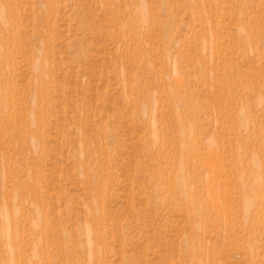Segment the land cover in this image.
Listing matches in <instances>:
<instances>
[{"label":"rangeland","instance_id":"1","mask_svg":"<svg viewBox=\"0 0 264 264\" xmlns=\"http://www.w3.org/2000/svg\"><path fill=\"white\" fill-rule=\"evenodd\" d=\"M0 264H264V0H0Z\"/></svg>","mask_w":264,"mask_h":264}]
</instances>
